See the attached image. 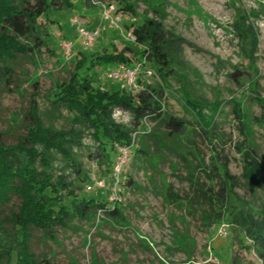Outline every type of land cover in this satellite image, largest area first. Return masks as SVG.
<instances>
[{"label": "rangeland", "instance_id": "374dc122", "mask_svg": "<svg viewBox=\"0 0 264 264\" xmlns=\"http://www.w3.org/2000/svg\"><path fill=\"white\" fill-rule=\"evenodd\" d=\"M72 5L43 14L38 23L48 33V42L35 54L20 56L11 64L14 68L13 84L4 85L0 81V140L13 144L24 133L25 114L30 98L35 91L40 114L45 125L54 128L76 129L82 136L79 145L71 148L74 162L80 168L76 172L68 167L65 160L55 151L50 152L48 172L53 179L62 174L69 183L68 190H62L65 203L80 199L93 198L113 206L111 191L113 172L118 159V149L106 142L103 151H98L97 141L91 131L74 121L73 114L65 109H54L49 97L55 93L56 85L69 77L75 63L82 53L119 52L130 47L138 57L129 51L126 56L136 63L141 61L139 52L142 46L135 44L131 27L141 22L143 15L153 16L152 9L163 17L167 30L181 35L186 44L183 46V68L178 70L184 82L166 77L159 82L153 73L148 76L144 71L139 81L154 87L161 86L164 91L162 108L165 113L187 121L200 156L210 171L212 154L219 158L227 157L228 168L236 176L241 173L242 162L235 144L242 141V135L234 119L231 99H239L253 116H260L262 108L249 99L250 78L257 79L259 95L264 97V0H134L131 10L124 9L125 1L117 0H71ZM111 3L120 17L117 27L110 26L101 13L103 4ZM79 17L88 30H97L98 35L85 47L72 22ZM246 17L245 24H252L257 35L256 48L249 58L242 50L235 22ZM72 46L71 56H63L62 43ZM90 58L87 60V64ZM144 68L155 67L145 60ZM115 64L102 63L91 69L94 86L105 90H124L134 94L119 81L107 77ZM36 81L37 90L32 85ZM139 82V83H140ZM193 97L207 101L219 100L222 112L215 118L216 128L208 138L199 126L197 109L188 106L182 99V86ZM197 110V111H196ZM209 115L207 109L203 110ZM113 118L126 128L130 127V115L127 112H115ZM145 130L157 129V121L144 119ZM256 152L264 162V124L252 125ZM222 134L223 142H215V134ZM142 132H137L132 144L127 145L126 161L119 175L117 199L115 204L128 222L126 227L115 223L106 224L105 215L98 211L94 223L73 219L67 228H54V239H49L39 230H33L31 249L37 259L43 257L63 264H93L92 251L104 264H231L235 256L238 264H264L256 249H245L236 243L234 232L224 221L210 227L201 225L197 214L187 213L179 204H169L164 200L165 183H170L180 195L188 192L185 178L186 168L174 155L164 151L151 153L145 158L137 152ZM212 142L214 144H212ZM126 146V145H122ZM38 169H41L38 166ZM196 175L200 181L208 183V178L199 167ZM106 179L107 186L88 192L86 186L95 179ZM216 184V188H217ZM69 191V192H68ZM244 199L255 207H264V181L254 194L242 188L236 189ZM50 197L55 194L47 191ZM53 200L55 209L64 202ZM95 225L100 226L95 229ZM186 231L193 241L192 252L180 247L176 241V232ZM149 243V244H148ZM152 243V244H151ZM146 244L150 245V249ZM242 244H249L242 239ZM152 249V250H151Z\"/></svg>", "mask_w": 264, "mask_h": 264}, {"label": "trees", "instance_id": "16d2710c", "mask_svg": "<svg viewBox=\"0 0 264 264\" xmlns=\"http://www.w3.org/2000/svg\"><path fill=\"white\" fill-rule=\"evenodd\" d=\"M117 1H125L124 9L131 10L134 0ZM71 5V0H0V81L4 79V85L10 87L13 84L15 72L12 63L20 56L35 54L48 42L49 35L38 19L43 14ZM151 11L154 13L152 17L143 15L141 22L131 27L135 44L143 47L139 52L140 59L144 58L155 67L154 74L159 82L166 77L184 82L178 68H183L182 52L186 40L167 30L163 17L155 9ZM245 20L246 17L237 18L235 28L243 52L251 58L257 35L254 26L245 24ZM127 51L138 57L130 47L119 52L82 53L69 77L56 85L55 93L49 97L51 106L73 114L76 123L91 131L100 152L106 142L129 146L133 143L132 133L141 131L137 150L141 156L148 158L151 153L163 155L166 151L183 162L186 168L188 192L180 195L172 184L165 183L164 200L183 206L187 213L197 214L202 226L210 227L224 221L234 232L237 244L248 251L255 248L260 258H264V207H255L236 191L242 188L252 195L264 181V162L257 155L252 128V125L264 124V97L259 95L257 79L250 78L248 88L251 92L249 99L262 108L260 116L251 115L239 99H231L230 104L242 135V141L235 144L242 162L241 173L238 176L232 174L227 157L221 159L216 152L210 157L211 169L207 171L187 121L163 111L164 91L161 86L154 87L139 81L142 88L134 94L94 86L91 75H88L91 69L102 63L131 65L134 60L125 55ZM88 58L90 62L87 64ZM32 85L37 90L36 81ZM36 96L34 91L24 117L27 123L24 133L13 144L0 140V264H63L45 257L37 259L30 244L33 230L54 239L55 227L67 228L75 218L94 223L98 211L105 215L103 221L106 224L128 225L119 207L113 205L108 208L105 202L93 198L71 199L69 209L61 193L68 190L69 183L64 175L60 174L55 180L48 172L50 152L60 154L68 167L79 172L71 148L80 144L82 134L73 128L45 125ZM181 96L186 105L198 110L196 115L201 130L208 138L212 137L216 128L215 118L222 112L223 102L193 97L186 83L182 86ZM204 109L209 115L203 113ZM116 110L130 115V127L126 128L114 120ZM146 118L157 121L159 130H145ZM214 138L217 143L223 142L222 134L216 133ZM198 167L208 178V183L200 181L196 175ZM47 191L54 193L55 197H50ZM53 200L64 202L55 209L51 204ZM99 227L95 225L96 230ZM176 235L178 245L191 253L193 241L186 231L176 232ZM242 239L248 240L249 244L243 245ZM148 244L146 246L150 249ZM92 262L104 264L93 251ZM231 264H238L235 256Z\"/></svg>", "mask_w": 264, "mask_h": 264}, {"label": "built area", "instance_id": "2783aa9c", "mask_svg": "<svg viewBox=\"0 0 264 264\" xmlns=\"http://www.w3.org/2000/svg\"><path fill=\"white\" fill-rule=\"evenodd\" d=\"M101 13L103 15V18L105 21H108L110 26L117 27V25L120 22L119 15L115 12V6L111 3L103 4L101 7ZM72 22L76 25L77 32L79 34V37L81 39L82 44L85 47L91 46V43L95 40V38L98 35L97 30H88L83 21L77 16L73 17ZM62 49H63V56L68 59L71 56L72 53V46L68 42L62 43ZM143 63H145V59H141V61H138L136 63H133L131 65H127L124 63H118L116 64L110 71L106 72L107 77L119 81L123 84L124 87L129 89L130 91H139L142 86L139 83V73L141 71H144L148 76L152 75L154 71L151 68H144ZM115 112L121 113V111L116 110ZM114 112V113H115ZM114 115V114H113ZM135 132L132 133V141H134L135 138ZM115 146L118 149V159L116 161V166L113 172V179L111 183V191L114 196L110 197V200L117 199V193L119 192L118 189V183H119V175L121 174V169L126 161L127 157V146H122L119 144H115ZM107 186L106 179L104 178H98L95 179L91 184H88L86 186V190L88 192L96 190V189H102Z\"/></svg>", "mask_w": 264, "mask_h": 264}]
</instances>
